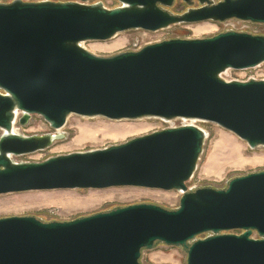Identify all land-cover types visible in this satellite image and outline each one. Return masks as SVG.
<instances>
[{
  "label": "water",
  "instance_id": "95a60500",
  "mask_svg": "<svg viewBox=\"0 0 264 264\" xmlns=\"http://www.w3.org/2000/svg\"><path fill=\"white\" fill-rule=\"evenodd\" d=\"M89 1L0 3V195L139 187L176 191L178 206L134 204L64 222L0 218V264H141V252L159 244L181 248L186 264H264V171L222 189L186 187L206 138L192 122L215 124L250 149L264 146V80L222 77L264 64V36L225 31L109 57L83 47L130 30L264 24V0H180L188 6L181 14L170 11L176 0H115L113 9ZM32 115L54 131L70 116L191 123L101 150L13 162L10 155L42 151L60 137L12 132Z\"/></svg>",
  "mask_w": 264,
  "mask_h": 264
},
{
  "label": "rangeland",
  "instance_id": "374dc122",
  "mask_svg": "<svg viewBox=\"0 0 264 264\" xmlns=\"http://www.w3.org/2000/svg\"><path fill=\"white\" fill-rule=\"evenodd\" d=\"M10 1L12 0H0V3ZM96 2H101L108 9L119 6L115 0L89 1V3ZM187 9L186 4L176 0L170 11L181 14ZM225 31L264 36V24L232 19L223 23L205 21L173 25L154 32L130 30L109 40L87 41L83 43V47L94 55L109 57L121 52L136 51L145 45L165 40L208 38ZM222 77L226 81L264 80V64L253 69L228 70ZM190 123L182 119L169 122L159 119L112 121L104 118L70 116L61 129L54 131L42 117L32 115L25 125L15 121L13 128L16 134L26 138L53 134L60 137L42 151L10 155V159L16 163H41L56 156L105 149L133 138ZM192 123L206 133V138L193 176L186 183L187 189L195 190L203 187L222 189L233 178L264 171V146L250 149L244 141L215 124L198 121ZM81 135L83 137H80ZM78 138L83 140L77 142ZM231 151L238 153V159L237 156L231 155ZM180 196L181 194L176 191L139 187L25 191L0 195V218L34 217L41 222H64L134 204H152L166 210H174L178 206ZM232 233L239 234L238 231ZM251 238H257V235L253 233ZM139 262L186 264V254L181 248L159 244L151 250L142 251Z\"/></svg>",
  "mask_w": 264,
  "mask_h": 264
},
{
  "label": "bare ground",
  "instance_id": "6f19581e",
  "mask_svg": "<svg viewBox=\"0 0 264 264\" xmlns=\"http://www.w3.org/2000/svg\"><path fill=\"white\" fill-rule=\"evenodd\" d=\"M199 30H201V29H199ZM12 132L13 133H15L16 134V132L14 131V128H12ZM80 137H83V135H81ZM83 139L82 138H78L77 139V142H80V141H82ZM84 140H85V138H84ZM231 155L232 156H237V159H238V153L237 152H234V151H231ZM234 160V159H233ZM236 160V159H235ZM240 163H242V162H240ZM69 203V202H68ZM71 204V203H70ZM64 206H65V204H64ZM70 206V205H69ZM67 206H65V208H66ZM71 207V206H70Z\"/></svg>",
  "mask_w": 264,
  "mask_h": 264
},
{
  "label": "flooded vegetation",
  "instance_id": "af4514ba",
  "mask_svg": "<svg viewBox=\"0 0 264 264\" xmlns=\"http://www.w3.org/2000/svg\"><path fill=\"white\" fill-rule=\"evenodd\" d=\"M199 5L197 4V3H194L193 4V7L195 8V7H198Z\"/></svg>",
  "mask_w": 264,
  "mask_h": 264
}]
</instances>
